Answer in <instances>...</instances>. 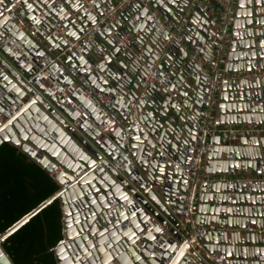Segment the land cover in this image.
Instances as JSON below:
<instances>
[{"label":"water","instance_id":"water-1","mask_svg":"<svg viewBox=\"0 0 264 264\" xmlns=\"http://www.w3.org/2000/svg\"><path fill=\"white\" fill-rule=\"evenodd\" d=\"M115 1L95 0L87 12L82 0H0V142L16 146L45 172L52 170L58 186L0 232V264H14L2 247L4 238L53 198L61 213V238L51 247L56 264H264V179L214 177L264 174V134H239L230 142L217 133L206 136L210 147L200 180L191 186L195 212L183 228L187 241L178 230L182 199L176 195L185 190L180 166L188 163L197 133L189 112L197 115L205 78L190 51L206 61L213 32L198 5L181 30L187 47L165 43L166 30L152 26L141 1L117 10L104 28L78 44L79 52L64 56L67 67L76 68L92 88L84 96L76 79L56 77L67 85L75 107L60 102L36 72L43 53L61 50ZM150 1L174 24L188 0ZM16 12L22 27L9 18ZM227 32L221 40L222 73L236 76L214 90L218 120L223 126L264 123V75L239 76L264 68V0H235ZM5 37L26 49L33 64L23 65ZM54 70L48 65L45 73L52 78ZM149 73L155 79L141 85ZM114 89L121 97L111 96L108 111L97 116L91 96ZM184 89L188 96L176 109L170 93ZM9 107L14 111L6 115ZM171 157L179 167L170 166ZM129 161L131 181L125 178ZM209 224L213 228L194 233L193 226ZM191 242L196 247L189 250Z\"/></svg>","mask_w":264,"mask_h":264},{"label":"built area","instance_id":"built-area-1","mask_svg":"<svg viewBox=\"0 0 264 264\" xmlns=\"http://www.w3.org/2000/svg\"><path fill=\"white\" fill-rule=\"evenodd\" d=\"M94 1L95 0H82L87 12L93 11ZM131 1L134 0H116L115 2L109 3L107 6L103 7L101 14L96 15L93 23L83 26L81 34H79L76 39L68 40L67 44L59 51H52L48 53L45 52L42 54V56L40 57V66L36 67V72H39L41 74V77L48 81L51 89L56 91V97H58L60 102L68 103L71 107L76 106L69 95L70 92L67 89V85L63 84L62 80H56V77L60 74L71 77V81H74L76 79L77 85L81 88V92L84 96H90V92L92 90V88L88 86L86 80L84 78H81V76L76 73V68L72 66L67 67L66 62L64 61V56L71 50L75 51V54L76 50L77 52H79L81 50V47H78V44L81 45L85 41H87L93 31L104 28L106 23L114 18L115 12ZM139 1H141L142 4L149 10V15L152 17V26L156 27L160 25L166 30V32L163 34L165 43H170L172 40H176L184 47H187V44L182 38L181 30L186 21L191 16V13L196 5H198L213 22V32L211 34L210 41L211 50L207 60L203 61L200 56H197L195 55V53L190 51L197 63L199 72H204L205 78L201 89V97L199 98L200 107L197 110V115L194 117L193 114L189 112V116L195 123L197 133L196 141L191 149L188 163L185 166L182 164L180 166L181 172L185 176L182 181V186L185 188V190L176 195L177 198L182 199V205L179 213L181 226H178V230L182 235V240L187 241V234L183 230V228L191 224L192 216L195 212L196 189L192 191L191 186L192 184H196L200 180L199 171L201 169L202 159L206 150L210 147V143L206 141V136L217 133L221 141L230 142L236 140L239 134H264V123L235 124L233 126H223L220 124L216 115V111L214 109V90L220 83L225 82L228 77L236 76L233 73H222L221 67V63L225 60L223 45H221L222 35L225 38L228 35L227 29L234 18L235 0H188L186 6L183 8L180 17L178 18V21L174 24L170 20L165 19L159 13L158 9L154 7L150 0ZM9 18H16L15 23L18 27H22L23 21L21 19L20 12L10 13ZM58 32V34H60V31ZM30 33L33 32L30 30ZM2 41L8 43V46L11 50L22 56L24 60L23 65L26 61H29L31 64H33L30 61V56L27 55L26 49H23L22 46L17 43V41L12 40L11 38L8 39L6 37L3 38ZM48 65H52L55 68V70L51 73L52 78H50L48 74L45 73ZM252 75H264V68L259 70L244 71L241 72L239 76ZM154 79L155 77L149 73L144 79L140 80V83L141 85H143L146 81H153ZM157 79L159 80L160 78ZM95 95L96 97L94 95H92L91 97L94 98V105L98 108L97 116L99 117L103 116L110 108V103L108 101L111 100V96L115 95L117 98L121 97V94L116 89H114L111 93H95ZM139 95L141 96V93ZM170 96L174 101V107L176 109H181L182 101L186 96H188V90H182L181 94H178V92L174 90L170 93ZM23 102L24 101L21 99L17 104L20 103L21 105ZM9 111H14V108L9 107V109L5 111V114L9 115ZM121 139H124V136H122ZM114 150L116 149L114 148ZM161 153L162 150H160L158 154ZM182 153L183 155L187 154L184 149H182ZM159 160L161 162H164L165 158ZM111 164L116 168L118 162L116 159H113L111 160ZM126 166L129 169V174L125 176V178L128 181H131L130 178L133 177V174L131 173V170L133 168L131 161H129ZM170 166L179 167L177 159L171 157ZM56 171L57 167L54 170L53 175ZM118 172H120V170H118ZM48 174L53 178L52 170L48 172ZM214 177H217L219 179L230 177L236 181H249L264 179V174L246 173L232 176L219 174ZM62 185L64 186V184ZM165 202L168 203L169 200L166 199ZM207 228H213V225L209 224L207 226H193L195 234H197L199 231L204 233ZM195 247V243L191 242L188 243L187 249L191 250L195 249ZM211 257H214V255H211ZM220 257H223V255H220Z\"/></svg>","mask_w":264,"mask_h":264},{"label":"trees","instance_id":"trees-1","mask_svg":"<svg viewBox=\"0 0 264 264\" xmlns=\"http://www.w3.org/2000/svg\"><path fill=\"white\" fill-rule=\"evenodd\" d=\"M58 188L53 178L8 141L0 142V232ZM53 198L1 242L14 264H56L51 247L61 238Z\"/></svg>","mask_w":264,"mask_h":264},{"label":"crops","instance_id":"crops-1","mask_svg":"<svg viewBox=\"0 0 264 264\" xmlns=\"http://www.w3.org/2000/svg\"><path fill=\"white\" fill-rule=\"evenodd\" d=\"M235 141H236V140H235ZM222 156H223V154L221 153L220 157H222ZM240 230L243 231L244 229L240 228Z\"/></svg>","mask_w":264,"mask_h":264}]
</instances>
